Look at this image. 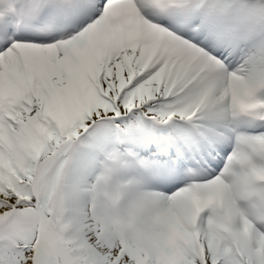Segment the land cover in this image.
<instances>
[{"label":"snow or ice","instance_id":"1","mask_svg":"<svg viewBox=\"0 0 264 264\" xmlns=\"http://www.w3.org/2000/svg\"><path fill=\"white\" fill-rule=\"evenodd\" d=\"M0 264H264V0H0Z\"/></svg>","mask_w":264,"mask_h":264}]
</instances>
